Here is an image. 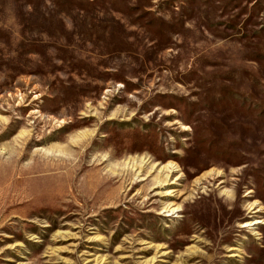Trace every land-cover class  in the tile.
Listing matches in <instances>:
<instances>
[{"label":"rangeland","instance_id":"374dc122","mask_svg":"<svg viewBox=\"0 0 264 264\" xmlns=\"http://www.w3.org/2000/svg\"><path fill=\"white\" fill-rule=\"evenodd\" d=\"M0 264H264V0H0Z\"/></svg>","mask_w":264,"mask_h":264},{"label":"bare ground","instance_id":"6f19581e","mask_svg":"<svg viewBox=\"0 0 264 264\" xmlns=\"http://www.w3.org/2000/svg\"><path fill=\"white\" fill-rule=\"evenodd\" d=\"M167 215H170V214H167ZM253 223H255V222H253ZM253 223H252V224H253ZM246 225H248V224H246Z\"/></svg>","mask_w":264,"mask_h":264}]
</instances>
